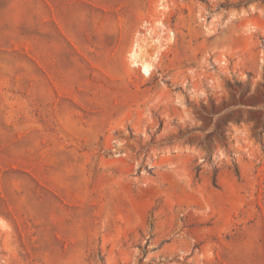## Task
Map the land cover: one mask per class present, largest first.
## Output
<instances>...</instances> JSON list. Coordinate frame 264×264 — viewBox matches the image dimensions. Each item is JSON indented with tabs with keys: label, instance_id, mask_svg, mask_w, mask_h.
<instances>
[{
	"label": "rangeland",
	"instance_id": "1",
	"mask_svg": "<svg viewBox=\"0 0 264 264\" xmlns=\"http://www.w3.org/2000/svg\"><path fill=\"white\" fill-rule=\"evenodd\" d=\"M34 9L0 18V264H264V0Z\"/></svg>",
	"mask_w": 264,
	"mask_h": 264
},
{
	"label": "crops",
	"instance_id": "2",
	"mask_svg": "<svg viewBox=\"0 0 264 264\" xmlns=\"http://www.w3.org/2000/svg\"><path fill=\"white\" fill-rule=\"evenodd\" d=\"M36 0H0V18L4 19L1 27H7L11 24V30H2V32L27 33L30 20L33 19L35 9L34 2ZM48 1V0H38ZM5 4V5H3Z\"/></svg>",
	"mask_w": 264,
	"mask_h": 264
},
{
	"label": "bare ground",
	"instance_id": "3",
	"mask_svg": "<svg viewBox=\"0 0 264 264\" xmlns=\"http://www.w3.org/2000/svg\"><path fill=\"white\" fill-rule=\"evenodd\" d=\"M129 59H130V63L131 64H134V65H139L140 66V69L141 71L146 75V74H149V72H151V64L149 63V61H146L142 58L139 59V56L138 54H136V51L134 50H131L130 52V56H129Z\"/></svg>",
	"mask_w": 264,
	"mask_h": 264
},
{
	"label": "trees",
	"instance_id": "4",
	"mask_svg": "<svg viewBox=\"0 0 264 264\" xmlns=\"http://www.w3.org/2000/svg\"><path fill=\"white\" fill-rule=\"evenodd\" d=\"M239 171L237 169V167H235V174L238 175ZM213 182H215V179L213 178Z\"/></svg>",
	"mask_w": 264,
	"mask_h": 264
}]
</instances>
